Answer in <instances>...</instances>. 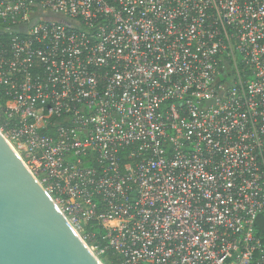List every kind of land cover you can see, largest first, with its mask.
I'll list each match as a JSON object with an SVG mask.
<instances>
[{"label": "built area", "instance_id": "built-area-1", "mask_svg": "<svg viewBox=\"0 0 264 264\" xmlns=\"http://www.w3.org/2000/svg\"><path fill=\"white\" fill-rule=\"evenodd\" d=\"M0 128L112 264H264V0H0Z\"/></svg>", "mask_w": 264, "mask_h": 264}, {"label": "water", "instance_id": "water-1", "mask_svg": "<svg viewBox=\"0 0 264 264\" xmlns=\"http://www.w3.org/2000/svg\"><path fill=\"white\" fill-rule=\"evenodd\" d=\"M0 264H99L1 133Z\"/></svg>", "mask_w": 264, "mask_h": 264}, {"label": "rangeland", "instance_id": "rangeland-1", "mask_svg": "<svg viewBox=\"0 0 264 264\" xmlns=\"http://www.w3.org/2000/svg\"><path fill=\"white\" fill-rule=\"evenodd\" d=\"M1 129V128H0ZM3 132V131H2ZM19 155V157L23 160V162L27 165V159H26V155L25 154H18ZM83 237V235L81 234V238ZM82 239H84V238H82ZM84 243H85V245L88 247V249L90 250V251H92L91 250V245H92V243H90L89 241H85V240H82ZM94 256H95V258L99 261V263L100 264H112L110 261H108V260H106V258H104V257H101V256H98L97 254H95L94 252H91Z\"/></svg>", "mask_w": 264, "mask_h": 264}, {"label": "trees", "instance_id": "trees-1", "mask_svg": "<svg viewBox=\"0 0 264 264\" xmlns=\"http://www.w3.org/2000/svg\"><path fill=\"white\" fill-rule=\"evenodd\" d=\"M88 230L91 231V232L98 233V231H97L95 228H89ZM108 258H109V259H112V260L114 259V258L111 256V253H108Z\"/></svg>", "mask_w": 264, "mask_h": 264}, {"label": "bare ground", "instance_id": "bare-ground-1", "mask_svg": "<svg viewBox=\"0 0 264 264\" xmlns=\"http://www.w3.org/2000/svg\"><path fill=\"white\" fill-rule=\"evenodd\" d=\"M11 146V145H10ZM11 148H12V146H11ZM13 149V148H12ZM73 229V228H72ZM74 230V229H73ZM76 233V232H75ZM77 234V233H76ZM78 236V235H77ZM87 249H88V247H87ZM89 250V249H88ZM89 252H91L90 250H89ZM92 254V253H91ZM92 256L95 258V256L92 254ZM97 260V259H96ZM97 262L99 263V261L97 260ZM100 264V263H99Z\"/></svg>", "mask_w": 264, "mask_h": 264}]
</instances>
